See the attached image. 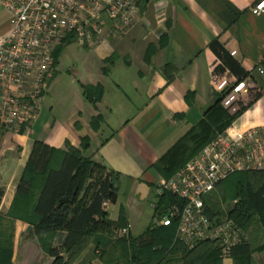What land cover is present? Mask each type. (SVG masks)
Returning <instances> with one entry per match:
<instances>
[{
    "label": "crops",
    "instance_id": "crops-1",
    "mask_svg": "<svg viewBox=\"0 0 264 264\" xmlns=\"http://www.w3.org/2000/svg\"><path fill=\"white\" fill-rule=\"evenodd\" d=\"M258 1L149 0L125 32L86 48L106 70L101 69L99 78L90 75L86 83L103 87L95 104L83 98L88 118L79 111L65 122L52 121L41 106L30 132L14 134L0 126V230L11 238V264L52 261L38 239L28 233L27 223L6 216L34 141L64 149L66 141L79 147L80 139L88 137L89 147L83 155L118 172L119 186L126 181V226L130 236L137 238L142 235L135 236V229L144 206L156 202V185L170 178L207 139L214 138L225 122L230 120L217 134L264 125V74L257 70L264 68V13H251ZM7 29L6 18L0 37ZM112 54L117 58L104 62ZM221 78L230 83L245 79L249 84L238 102L239 110L244 107L238 115L219 101L213 82ZM98 114L103 122L95 130L90 119ZM111 205L106 211L115 221L119 211L111 217ZM151 208L148 227L155 221ZM251 235L248 238L254 245L264 243V232ZM63 236L58 232L51 246H59ZM92 247L75 264L93 262L86 258ZM252 263L264 264V250L252 254ZM221 264L233 261L221 257Z\"/></svg>",
    "mask_w": 264,
    "mask_h": 264
},
{
    "label": "built area",
    "instance_id": "built-area-1",
    "mask_svg": "<svg viewBox=\"0 0 264 264\" xmlns=\"http://www.w3.org/2000/svg\"><path fill=\"white\" fill-rule=\"evenodd\" d=\"M140 0H0L8 29L0 37V126L14 134L30 132L54 76L53 53L65 40L93 48L130 27L139 18ZM251 13H264V0ZM232 55L236 51L231 52ZM264 74V68H257ZM223 94L221 104L237 113L242 94L249 90L245 79L213 82ZM264 170V125L243 132L217 134L189 158L170 178L159 182L155 195L168 192L179 198L156 225L176 219L175 239L188 248L201 241H216L221 257L230 258L233 246L247 239L246 231L228 216H208L204 200L218 183L239 171ZM109 201L102 206L107 209ZM156 207V202L152 204ZM128 235V226L121 230Z\"/></svg>",
    "mask_w": 264,
    "mask_h": 264
},
{
    "label": "trees",
    "instance_id": "trees-1",
    "mask_svg": "<svg viewBox=\"0 0 264 264\" xmlns=\"http://www.w3.org/2000/svg\"><path fill=\"white\" fill-rule=\"evenodd\" d=\"M148 1L140 0L141 10ZM71 41L65 40L56 47L53 53L55 65L59 52ZM116 58V54H112L104 62L111 63ZM103 72H106L105 68ZM81 86L86 101L95 104L101 99L103 87L100 84ZM222 95L219 94V101ZM102 122L103 117L98 114L91 117L90 126L97 130ZM229 124L230 120L216 134ZM89 143L88 137H82L79 147L66 141L65 148L58 149L34 141L6 213L9 218L28 224L41 248L52 258L50 264H72L91 243L100 246L109 242L99 236L100 233L111 235L113 228L120 229L127 225L122 208L117 220L113 221L108 219L107 211L102 206L104 201L115 202L120 174L84 156L83 151L89 147ZM2 196L3 190L0 189V200ZM231 201L234 203L222 214L221 203ZM181 203L179 198L163 192L156 197L153 218L162 217L169 207L180 206ZM204 204L208 216H228L244 231L256 226L259 232H264V170L232 173L218 183L212 194L205 198ZM176 225V219L167 226L153 222L140 236L146 238L144 242L136 244L140 237L134 238L128 233L127 238H119L113 246L118 243L120 248L128 250L124 264H221L218 242L206 240L188 248L175 239ZM58 232L64 233L63 239L59 246L52 247L50 242ZM250 238L231 248L229 257L233 264H253L252 254L264 250V243L256 246ZM11 257V238L0 230V264H11ZM107 264L116 263L110 259Z\"/></svg>",
    "mask_w": 264,
    "mask_h": 264
},
{
    "label": "rangeland",
    "instance_id": "rangeland-1",
    "mask_svg": "<svg viewBox=\"0 0 264 264\" xmlns=\"http://www.w3.org/2000/svg\"><path fill=\"white\" fill-rule=\"evenodd\" d=\"M6 18L7 14L0 4V26L6 22ZM128 28H126L123 32H125ZM118 35H115V37ZM101 69L103 70V68L101 67V62L98 61L92 50L81 47L75 41L67 43L58 54L54 77L49 84L46 98L42 102V107L44 108V111L48 113V117H50L52 121L55 119L56 121L65 122L66 120L78 114L79 111H81L80 114L83 116V118H88V105H83L84 97L82 95L81 85H87L86 83L91 79L90 75H92L94 78L95 76L99 78L100 75L98 74H100ZM125 183L126 181L124 180V182L119 186L117 196L118 198H116L118 199L117 202L115 204L112 203V205L108 209L109 215L111 217L117 216L118 211L120 210V205L122 206L123 210L128 209L126 204L127 195L125 193ZM216 192L217 191H215V193ZM154 196L155 195H153V197ZM153 197L150 198L151 201ZM130 200H132L131 196ZM233 203V201L222 202V214L226 212L228 207H230L229 205H232ZM151 205V202H147L146 206H144L145 210L143 212V216L136 226L135 236L144 234L147 231L149 221H151L152 219ZM216 210H218V208H216ZM123 228H113V230L111 231V235H105L102 233L99 234V236H102L104 239L109 240V242H107L106 244H101L100 246H96V244L94 243L90 244L93 247L90 249V251H88L86 255L87 259L90 257L92 258L93 262H91L90 259V264H107V260L110 259L111 262H115L116 264H124V258L128 250L120 248L118 243L117 246H113L114 244H116V240H118L119 238H127L126 235L121 234V230ZM28 233H30V235L32 236L31 231H29ZM246 233L248 238L252 236L251 234H253V236H258L261 232H259L258 227L254 226L250 230V233L248 231H246ZM140 238L136 241V244H140L146 240V238L144 237H142L141 239ZM126 248L128 249V247ZM83 252L81 253V255L83 254ZM81 255L72 264H75L81 257ZM82 260L83 261L81 262H84V259ZM172 264H178V262H173Z\"/></svg>",
    "mask_w": 264,
    "mask_h": 264
}]
</instances>
